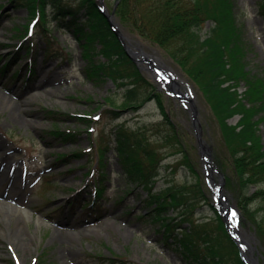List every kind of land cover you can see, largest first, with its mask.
Masks as SVG:
<instances>
[{
	"label": "rangeland",
	"instance_id": "obj_1",
	"mask_svg": "<svg viewBox=\"0 0 264 264\" xmlns=\"http://www.w3.org/2000/svg\"><path fill=\"white\" fill-rule=\"evenodd\" d=\"M115 2L103 0L109 14L113 13ZM233 2L237 20L243 28L247 68L264 78V14L260 12V0ZM0 3L6 4L5 12L8 13L7 17H0V174L3 175L0 196L9 195L18 208L32 209V216L26 221L28 231L22 238L26 242L24 246H17L4 235L1 229L5 226L0 219V264H108V258L114 264H195L191 257L185 255L178 241L182 237L180 229L187 227L188 221H182L177 210L168 209L167 214L175 217L172 220L175 225L182 226L168 232L161 221L152 218L149 210L156 205L154 196L162 188L173 184H194L197 178L214 205L221 209L225 206L219 201L217 188L222 185L221 191L232 206L237 227L249 245L246 256L251 264L252 257L259 264H264L261 228H264V199L259 197L250 204L253 216L252 213L242 214L236 208L241 203L240 188L250 195L264 188V181L247 188L240 187L241 179L234 170L231 149L203 90L173 55L124 24L115 12L111 20L124 37L130 52L133 54L135 49L146 53L147 59L139 53L133 55L144 77L159 90L163 106L184 148L181 152H173L174 146L169 148L164 145V150L160 149L167 156L162 161L161 176L151 191L138 184L135 176L126 178L122 162L114 148L110 150L102 169L108 176V187L101 200L109 212L100 220L90 218L84 212L83 204L93 201L92 181L96 180L97 171L90 174L95 163L92 166L87 158L90 156L94 160L97 150H91L89 155L82 157L74 156L71 162L59 161L57 154L86 150L93 144L92 141L99 139L102 128L105 139L112 134L115 140L114 131L121 125L156 137L160 130L157 123L164 120L159 102L152 98L138 111L125 108L120 110L118 118L108 115L105 111L108 108L106 98L112 96L119 104L124 88L109 76H88L85 68L89 60L83 57L82 42L71 32L55 29L50 36L49 49L57 53L52 55L42 47L46 40L41 33L22 39L20 31L14 27L15 24H26L34 17L29 14V8L23 5L14 9L8 0H0ZM49 12H52L51 8ZM211 24V20H206L201 34L204 35ZM23 43L37 45V49L32 51V67L36 70L32 76H29L30 68L27 66L31 54L26 49L16 52ZM97 45L100 47L99 43ZM93 57L94 60H105L101 53L93 54ZM157 66L172 69L178 75V86H173L165 78L164 69L162 74L157 72ZM247 87L242 81L236 88L244 92ZM174 89L178 94L174 93ZM186 90L191 93L197 109L203 144L197 139L191 103L180 97L179 92ZM89 96H92L93 102ZM89 111L90 118L96 113H101V117L89 126L77 122L76 114ZM261 115L259 133L264 148V112L256 114V119ZM239 118L240 115H235L229 122L235 124ZM56 121L63 130L75 133V140L55 138L53 130ZM90 126L94 127V131L88 130ZM206 201H200L202 206L196 212L199 220L200 217L209 219L215 215L213 207ZM39 217L43 220L40 224L37 223ZM15 223L11 220L10 225ZM77 232L80 234L76 235ZM201 253L205 254L203 247Z\"/></svg>",
	"mask_w": 264,
	"mask_h": 264
},
{
	"label": "trees",
	"instance_id": "obj_2",
	"mask_svg": "<svg viewBox=\"0 0 264 264\" xmlns=\"http://www.w3.org/2000/svg\"><path fill=\"white\" fill-rule=\"evenodd\" d=\"M8 2L15 8L23 5L29 8V14L37 17L36 31L43 35L48 46L53 29L72 32L82 42L84 59L89 60L85 68L88 76H109L124 88L123 99L119 104L112 96L106 98L108 108L105 111L108 115L118 118L121 115L120 110L125 108L138 111L152 98L157 99L163 112L164 120L157 123L160 130L156 137L147 135L145 131H131L121 125L114 131L115 140L112 134L105 139L102 128L99 139L92 141L90 150L57 154L59 161L71 162L74 156L82 157L89 155L91 150H97V177L92 181L94 187L91 190L94 198L93 201L85 203V208L88 211L92 209V216H104L105 206L101 200L107 191L108 176L102 168L106 165L107 153L113 148L122 162L126 178L135 176L138 184L151 191L161 176L162 161L167 156L160 149L164 150L163 146L167 145L169 148L176 147L173 152H181L184 146L163 106L159 90L144 77L140 67L127 54L108 17L101 11L98 1ZM259 7L264 14V0H260ZM115 13L135 32L173 55L176 62L203 90L231 149L234 170L241 179L240 187L247 188L264 181L263 138L259 133V120L262 115L256 119V114L264 112V78L247 68L243 28L237 20L233 0H120ZM206 20H211L212 24L203 35L200 30ZM14 27L20 31L21 37L26 35L27 23L15 24ZM23 49L31 54L33 47L22 45L16 52L20 53ZM47 52L52 51L47 47ZM55 53L57 51L52 55ZM96 53H101L105 60H94L93 54ZM242 81L248 87L246 91L239 92L236 87ZM88 98L93 102L92 96ZM90 111L76 114L77 122L89 126L93 122ZM235 115H240V118L237 123L232 124L229 119ZM164 124L166 126L163 127ZM53 132L55 138L75 140L76 134L63 130L58 121ZM91 160L92 157L89 156L88 163ZM188 165L191 169V165ZM193 171L195 172L194 168ZM201 184V180L197 178L194 184H173L162 188L154 196L156 205L149 210L150 215L154 220L161 221L168 232L182 228L172 221L175 217L167 214L168 209L177 210L182 221H188L189 225L180 229L182 237L178 241L185 255L191 257L195 264H245L220 212ZM239 193L241 203H238V207L242 214L252 213L253 216L254 211L250 204L259 197L264 199V188L250 195L248 191L245 193L240 188ZM203 199L213 207L215 215L209 219L200 217L199 220L196 212L202 206L200 201ZM261 228L264 237V228ZM202 247L205 254L201 253ZM108 260V264H114L111 258Z\"/></svg>",
	"mask_w": 264,
	"mask_h": 264
},
{
	"label": "bare ground",
	"instance_id": "obj_3",
	"mask_svg": "<svg viewBox=\"0 0 264 264\" xmlns=\"http://www.w3.org/2000/svg\"><path fill=\"white\" fill-rule=\"evenodd\" d=\"M152 56V55H150ZM2 150H0L1 152ZM14 216V218L12 217ZM32 216V209L30 208H18L11 202L10 198L7 196L0 199V219L4 222L5 228H2V232L6 237L11 238L17 246H24L26 242H23L27 230L26 221ZM11 220L16 223L14 226L10 225ZM22 222V223H20ZM43 220L39 217L37 223L40 224ZM80 234V232L75 233ZM252 264H257V260L254 257L251 258ZM259 264V263H258Z\"/></svg>",
	"mask_w": 264,
	"mask_h": 264
},
{
	"label": "water",
	"instance_id": "obj_4",
	"mask_svg": "<svg viewBox=\"0 0 264 264\" xmlns=\"http://www.w3.org/2000/svg\"><path fill=\"white\" fill-rule=\"evenodd\" d=\"M102 2V0H101ZM103 11L105 12L106 9L103 7ZM106 13V12H105ZM107 14V13H106ZM113 14V13H112ZM112 14H107L108 18L110 19L111 21V24H113L115 30H116V33L118 34V36L120 37V39L122 40L123 39V36L122 34L120 33V31L116 28L115 26V23L111 20L112 18ZM149 61H151V59L148 58ZM174 81V79H173ZM174 84H177L176 81L173 82ZM183 97L189 101L191 103V106H192V109H193V124H194V127L196 129V135H197V139L199 141L200 144H203V140L201 138V125L199 123V120H198V117H197V109L195 107V104L193 102V99L189 97L188 94H183ZM222 186V185H221ZM221 186H220V203L223 204L225 206V208L223 207L222 208V213H223V216L225 217V221H226V225L228 226V229L229 231L232 233L233 237L235 238V240L239 243V245L242 247L243 245V238L241 236V232L240 230L238 229L237 225H235L233 219H232V214H231V206H229L228 204V200H227V196L225 194L222 193L221 191ZM244 251L242 250V253Z\"/></svg>",
	"mask_w": 264,
	"mask_h": 264
},
{
	"label": "snow or ice",
	"instance_id": "obj_5",
	"mask_svg": "<svg viewBox=\"0 0 264 264\" xmlns=\"http://www.w3.org/2000/svg\"><path fill=\"white\" fill-rule=\"evenodd\" d=\"M233 216H235V213H233Z\"/></svg>",
	"mask_w": 264,
	"mask_h": 264
}]
</instances>
